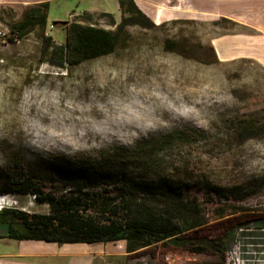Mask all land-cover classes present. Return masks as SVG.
Listing matches in <instances>:
<instances>
[{"label":"rangeland","instance_id":"obj_1","mask_svg":"<svg viewBox=\"0 0 264 264\" xmlns=\"http://www.w3.org/2000/svg\"><path fill=\"white\" fill-rule=\"evenodd\" d=\"M92 2H52L47 27L15 40H9L12 25L30 7L0 6V184L15 159L42 169L45 161L60 155L95 158L116 147L120 152L133 151L150 138L173 137L168 144L156 146L150 177L186 183L189 199L200 203L210 219L199 234H224L239 222L240 214L247 220L264 213V62L248 53L249 45L234 54L239 45L228 38L254 31L228 18L183 13L155 22L153 28L129 26L110 55L68 69L48 63L42 54L44 37L61 44L67 36L68 25L53 23L76 21L92 8ZM106 4L120 22L119 5ZM87 12L95 15L100 26L116 29L108 17L99 16L108 11ZM219 37L220 54L223 49L230 53L228 58L217 52L214 42ZM171 40L179 42L175 46L179 50L170 49ZM251 120L261 133L237 137L238 128ZM212 185L227 187L230 195L212 192ZM2 195L18 203L17 209L50 211L33 195ZM239 209L245 210L231 213ZM217 211L227 215L218 218ZM10 223L0 214V264H209L217 260L163 244L128 253L125 241L16 240L6 237ZM235 234L227 264H264V229L250 225Z\"/></svg>","mask_w":264,"mask_h":264},{"label":"trees","instance_id":"obj_2","mask_svg":"<svg viewBox=\"0 0 264 264\" xmlns=\"http://www.w3.org/2000/svg\"><path fill=\"white\" fill-rule=\"evenodd\" d=\"M49 8L50 2L31 7L22 20L12 25L9 40L22 38L36 28H46ZM120 8V22L113 13L99 15L108 17L116 29L100 26L95 15L86 11L76 21H66L65 43L55 44L51 36L44 37L42 54L47 62L67 69L78 66L114 53L129 26H157L134 0H120ZM60 23L63 24H53ZM169 42L170 49L179 50L175 47L179 42ZM211 49L215 52L213 46ZM260 133L258 123L251 120L235 134L248 139ZM171 138H150L139 142L133 151L120 152L116 147L109 153L82 160L60 155L45 161L42 169L27 166L21 159L11 161L6 179L0 184V195H33L36 203L48 204L50 211L4 209L0 214L11 219L8 237L58 244L125 241L128 253L163 244L192 254L215 256L217 260L209 264H227L235 231L250 225L263 230L264 213L247 220L240 214L239 222L224 234H199L210 219L200 203L189 199L186 183L172 177H150L158 146L168 144ZM211 188L218 195H230L227 187ZM242 210L245 209L231 213ZM226 215L225 211L216 213L218 218Z\"/></svg>","mask_w":264,"mask_h":264},{"label":"crops","instance_id":"obj_3","mask_svg":"<svg viewBox=\"0 0 264 264\" xmlns=\"http://www.w3.org/2000/svg\"><path fill=\"white\" fill-rule=\"evenodd\" d=\"M59 0H0V6H22L33 7L45 2H55ZM92 8L84 11H98L106 9V2L116 3L120 8V0H91ZM136 5L154 22L160 23L168 20L173 15L197 14L211 18H228L240 24L248 26L254 33L235 34L231 37L234 46L239 45V51L234 54H241L250 46L248 53L255 55V58L264 62V0H134ZM96 5V6H94ZM98 8V9H97ZM121 9V8H120ZM220 37L214 42L219 56L228 58V54L222 49L220 54ZM233 52V50H232ZM247 53V51H246ZM8 237V234L7 236Z\"/></svg>","mask_w":264,"mask_h":264},{"label":"built area","instance_id":"obj_4","mask_svg":"<svg viewBox=\"0 0 264 264\" xmlns=\"http://www.w3.org/2000/svg\"><path fill=\"white\" fill-rule=\"evenodd\" d=\"M17 204L11 197L0 195V212L4 209H17Z\"/></svg>","mask_w":264,"mask_h":264},{"label":"water","instance_id":"obj_5","mask_svg":"<svg viewBox=\"0 0 264 264\" xmlns=\"http://www.w3.org/2000/svg\"><path fill=\"white\" fill-rule=\"evenodd\" d=\"M63 22V24H65L66 23V21H62ZM55 23H57V22H55Z\"/></svg>","mask_w":264,"mask_h":264}]
</instances>
